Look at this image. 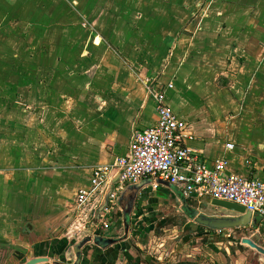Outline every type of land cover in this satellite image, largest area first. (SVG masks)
<instances>
[{
	"label": "crops",
	"instance_id": "0c3cea01",
	"mask_svg": "<svg viewBox=\"0 0 264 264\" xmlns=\"http://www.w3.org/2000/svg\"><path fill=\"white\" fill-rule=\"evenodd\" d=\"M80 7L85 13L111 9L99 27L92 14L81 22ZM83 23L88 30L81 29ZM13 40L38 41L31 49L41 64L25 66L24 112L9 114L3 120L7 125L0 123V264L50 256L58 247L55 240L67 241L61 254L67 258L76 242L95 232L92 216L103 215L115 180L105 192L93 185V170L128 154L134 128L157 121V91L169 107L171 95L191 104L199 93V107L181 112L170 107L189 122L194 135L189 144L210 162L225 159L228 172L264 182V0H0V45ZM140 40L157 43L152 44V75L144 79ZM45 56L52 57L47 64ZM128 60L136 75L125 69ZM209 105L216 106L228 129L230 140L221 150L214 149L199 123L209 118ZM239 144L244 149L235 154ZM80 190L95 194L79 205ZM183 197L155 182L146 187L129 238L106 250L89 245L86 252H94L87 256L90 264H99L113 248L119 252L116 264L137 256L139 263L141 256L142 263L150 264L147 245L140 241V203L146 224L153 225L176 208L172 216H181ZM194 204L213 212L202 209L201 201ZM117 212L110 215L114 224L104 236L123 233ZM257 217L253 233L259 238H248L264 247V217ZM103 222L98 216L97 226ZM246 249L234 261L228 249L227 254L205 251L214 264H244L246 258L247 264H257L258 252Z\"/></svg>",
	"mask_w": 264,
	"mask_h": 264
},
{
	"label": "built area",
	"instance_id": "2783aa9c",
	"mask_svg": "<svg viewBox=\"0 0 264 264\" xmlns=\"http://www.w3.org/2000/svg\"><path fill=\"white\" fill-rule=\"evenodd\" d=\"M157 121L147 127L133 130L129 152L113 165H103L93 170V185L109 190L115 180L113 192L102 213L92 216V225L98 216L104 218L102 227L108 229L113 209L116 208L120 192L132 183L145 178H159L175 184L183 193L201 201L211 196L240 204L253 215L264 217V182L259 178L242 177L227 171L225 159L210 162L202 150L191 146L194 135L189 122L177 115L164 101V94L155 92ZM233 144H228L232 148ZM95 193L80 190L76 201L83 205ZM95 232H93L94 234Z\"/></svg>",
	"mask_w": 264,
	"mask_h": 264
},
{
	"label": "rangeland",
	"instance_id": "374dc122",
	"mask_svg": "<svg viewBox=\"0 0 264 264\" xmlns=\"http://www.w3.org/2000/svg\"><path fill=\"white\" fill-rule=\"evenodd\" d=\"M157 1H163V0H157ZM166 1V0H165ZM71 2V0H70ZM85 4H87V0H85ZM108 7L111 5L107 4ZM105 6V5H104ZM104 8L102 7L103 11H94L92 10L88 12L81 9L80 7V13L79 15L81 22L83 18H89L91 14L93 16H96L97 24L99 27H101V24H103V19L105 15L110 14L111 8ZM79 11V10H78ZM90 15V16H89ZM140 18H142L140 14ZM85 23H83L81 26L82 28H86L89 26H85ZM91 29H94V31H99L98 27L97 30H95V26H90ZM97 33V32H96ZM98 34V33H97ZM100 41V39H99ZM38 41H33L32 43L27 40H13V41H3L0 45V123L7 125V121L3 122L4 119L11 118V115L14 113H20L24 112L25 105H24V95H25V88L24 83L27 81V73L25 72L26 68L25 66L32 63L33 65H40V58L36 55L35 51L32 50L37 48ZM31 44V45H30ZM152 44H157L156 42L148 41V40H140V49L144 50V55L141 57L143 59V62L140 61V65H142V72L144 73L143 76H141L142 79L146 77H150L152 75L149 65L152 64V50L154 47ZM107 48L111 50L110 46L108 44ZM39 46V45H38ZM33 47V49H31ZM43 47H46L44 45ZM56 47V46H52ZM114 47V46H113ZM107 49V50H108ZM116 49V48H114ZM106 54H109L108 52ZM30 55V56H29ZM34 55V56H33ZM55 57V56H54ZM52 57L45 56L43 59V64H47L49 61H51ZM103 58H105L103 56ZM109 58V57H108ZM55 59V58H54ZM104 60V59H103ZM129 65L123 64L127 72H130V74L136 75V67L131 63L129 60ZM122 63V62H121ZM135 68L136 71H133L131 68ZM162 67V66H161ZM162 70V69H161ZM138 72L140 73V70L138 69ZM39 72L35 76H39ZM156 75V74H155ZM154 75V76H155ZM158 79V76H155ZM154 77V78H155ZM140 78V76H139ZM21 102V103H19ZM170 107L175 112H181L183 109L188 108L194 109L196 107H199L203 102H201L199 93L196 95V100L193 103H188L187 100L181 101L177 97H174L171 95V98L168 100ZM208 113L209 118L203 121H200L199 123L202 125L204 123V127L206 128L207 132L210 134L209 138L212 143V145L215 147L216 150H221L225 146L226 142L230 139H227V132L228 129L226 127V122L222 114L217 110L216 106L209 105L208 106ZM3 127V126H2ZM232 131H234L233 128H231ZM242 135L244 136V139L248 143L246 136L242 132ZM231 139L233 137H230ZM236 139V138H235ZM233 139V140H235ZM231 140V141H233ZM237 143V142H236ZM240 149H244L242 145L239 144V146H236V150L234 153H239ZM177 208L172 211L173 214H177L176 211ZM212 214H229L224 211H218L215 210L211 212ZM172 213H168V215H162L158 219L155 220L153 225V230L148 233L147 235H143L144 238L140 237L144 240L145 245L147 247L145 248V253L149 254L151 258H149L150 264H185L186 262H189L190 264H201L200 262H206L210 259L207 257L208 253H206V248L210 249L211 251L215 252H224L227 254L226 249H228L229 254H231V258L233 261L237 259L236 254L239 252L244 253L243 249L247 248L246 250H250L251 248L248 244H242V248L240 250H235V252L232 250V246H240V241L238 239L240 238V235H243V237H249L254 236L257 237V235L253 233L255 230V225H248L245 227L235 228V229H229L230 231H223L225 232V236L220 235L219 238H216L217 236H209L204 235L203 238H199L196 234V230L194 227H190L192 224V221L190 217L182 210L180 211V214H183V218L181 216H172ZM110 217L109 215L107 218ZM113 221V219H110ZM168 220V223L166 221ZM190 224V225H187ZM193 225H195L193 223ZM234 230L238 233H233ZM230 232V233H229ZM222 234V233H221ZM221 237H225V239L221 240ZM259 238V237H257ZM187 239V240H185ZM237 239V240H236ZM213 245L221 247L220 250H214ZM197 247L196 251L198 249H201L200 253H196L194 248ZM238 248V247H237ZM194 250V252L192 251ZM209 252V251H207ZM218 252V253H219ZM86 254V253H85ZM84 254V255H85ZM89 255L84 256V258L81 261V264H84L86 261L88 264H90L91 260H87L86 257H91V250L88 252ZM188 256H191L196 261L190 262L187 261L190 259ZM240 256V255H239ZM259 261L257 264H264V255L260 252H258ZM23 257V256H22ZM21 259L16 260V264H20L27 256H24ZM31 257V256H30ZM57 257V256H56ZM65 262H70L71 260L61 259ZM72 260L71 262H73ZM242 263L241 260H237ZM210 264L212 261H209ZM248 262V261H247ZM246 264V263H244Z\"/></svg>",
	"mask_w": 264,
	"mask_h": 264
},
{
	"label": "water",
	"instance_id": "95a60500",
	"mask_svg": "<svg viewBox=\"0 0 264 264\" xmlns=\"http://www.w3.org/2000/svg\"><path fill=\"white\" fill-rule=\"evenodd\" d=\"M155 182L159 185H165L172 188L177 194H180L183 197L182 191L173 183L161 180L159 178L153 180L152 178H145L137 183L128 184L119 194L116 208L122 213V223L124 228V233L118 237H109L100 234H87L83 236L78 242L74 244L72 248L67 251V260H73L71 264H80L83 259L84 253L89 249V245H94L95 247L106 250L109 247L118 244L119 242L127 239L130 233L131 227V215L133 208L135 206L136 200L139 194L149 185ZM114 184L111 185V188L108 192L105 203L102 207V210L107 206L109 197L113 192ZM202 209L210 208L212 211L221 210L229 214H211L208 215L204 212H200L195 206H188L187 210L189 212L190 218L194 220L197 224L211 230L218 229H235L240 227H245L250 224H257L258 217L253 215L250 211H247L246 208L240 204L214 198L211 196H205L201 199ZM242 242L248 244L254 248L257 252H260L264 255V247L254 242L251 238L244 237ZM50 258L47 255L35 256L30 258L25 262V264H42L49 263ZM51 264H68L62 260H52Z\"/></svg>",
	"mask_w": 264,
	"mask_h": 264
},
{
	"label": "flooded vegetation",
	"instance_id": "af4514ba",
	"mask_svg": "<svg viewBox=\"0 0 264 264\" xmlns=\"http://www.w3.org/2000/svg\"><path fill=\"white\" fill-rule=\"evenodd\" d=\"M181 190V189H180ZM182 191V190H181ZM182 193H183V191H182ZM184 194V193H183ZM185 195V194H184ZM141 197H142V192L139 194V196H138V198H137V200H136V203H135V206H134V208H133V212H132V215H133V213H134V210L136 209V207H137V205H138V200H139V198L141 199ZM185 197H186V199L185 200H183V206H182V210L190 217V215H189V212H188V210H187V207H185V205H188V206H194V205H196V204H194V203H198V200H196V199H189L186 195H185ZM188 199L190 200V203L191 202H193L192 204H189V201H188ZM118 200V199H117ZM196 206H198V205H196ZM195 206V208H198V207H196ZM200 208V207H199ZM115 209H117V208H115ZM144 210H145V207L144 206H142L141 205V203H140V237H142V238H144V234H142L143 233V231L145 232V230H146V228H151L150 229V231H149V233L153 230L152 228H153V225H150L149 223L148 224H146V216L144 217ZM199 211H200V209H198ZM113 211H114V209H113ZM113 211H112V213H113ZM117 211H119V213L117 212V214L118 215H120L121 216V218H122V213H121V211L120 210H118L117 209ZM200 212H204V213H206V214H208L207 212H205V211H200ZM111 213V216L113 215ZM132 215H131V227H130V233L134 230V228H135V225H132ZM208 215H211V214H208ZM179 216V215H178ZM183 216V214H181V217ZM112 217H114V216H112ZM183 218V217H182ZM191 219V218H190ZM191 221H192V224L190 225V224H187V225H190V227H194L195 228V230H196V234H197V236L199 237V238H203V236L204 235H209V236H214V235H216L217 237L216 238H219V236L220 235H223V236H225L226 234H225V232H223V231H230L229 229H218V230H211V229H207V228H205V227H203V226H201V225H199V224H197L194 220H192L191 219ZM143 223L145 224V225H143ZM166 223H168V220L166 221ZM193 223L195 224V225H193ZM113 224H114V219H113V221H111L110 222V226H109V228L108 229H104L102 226H99V228L95 231V233H94V235H96V234H100V235H106L107 233H109V231L111 230V228H112V226H113ZM122 225H123V223H122ZM110 233H111V231H110ZM123 233H124V228H123ZM122 233V234H123ZM130 233H129V236H130ZM222 233V234H221ZM233 233H238V232H236V231H233ZM121 234V235H122ZM147 235V234H146ZM129 236L127 237V239L129 238ZM109 237H118V236H109ZM242 238H244L243 236H241L240 235V239L239 240H241L240 241V244L242 245V244H245V243H243L242 242ZM127 239H125L124 241H126ZM221 240H223V239H225V237H221L220 238ZM143 239H141L140 238V241H142ZM185 240H187V239H185ZM124 241H122V242H124ZM143 242H144V240H143ZM119 243H121V242H119ZM238 247V248H237ZM251 247V246H250ZM110 248V247H109ZM237 248V249H236ZM252 248V247H251ZM239 249H242V247H239L238 245L237 246H232V250L235 252V250H239ZM255 250V249H254ZM48 256V255H47ZM49 258H50V261H49V263H42V264H51V261L52 260H60V258L61 259H65L66 257L65 256H63V257H51V256H48ZM190 259H188L187 261H190V262H195L196 260L194 259V258H192L191 256H188ZM32 258V257H31ZM83 258H84V256H83ZM137 258L139 259V256H137ZM30 259V258H29ZM28 259V260H29ZM91 259V258H90ZM137 259V260H138ZM140 259H141V256H140ZM74 260V259H73ZM117 260V259H116ZM136 259H127V261H128V264H141L142 263V261H140V263L137 261ZM27 261V260H26ZM25 261V262H26ZM72 261V260H71ZM82 261V260H81ZM249 262V260H248V258H246V261H244V263H248ZM25 262L23 263V264H25ZM66 263H68V264H71V263H73V262H66ZM93 263H95L94 262V260H93ZM96 263H98V262H96ZM201 264H205V262H200ZM81 264V263H80ZM99 264H102V263H100L99 262ZM115 264H116V261H115ZM142 264H144V263H142ZM185 264H190L189 262H186ZM250 264H252V263H250Z\"/></svg>",
	"mask_w": 264,
	"mask_h": 264
},
{
	"label": "trees",
	"instance_id": "16d2710c",
	"mask_svg": "<svg viewBox=\"0 0 264 264\" xmlns=\"http://www.w3.org/2000/svg\"><path fill=\"white\" fill-rule=\"evenodd\" d=\"M150 229L151 228H146V230H145V233H144V235H146V234H148L149 233V231H150ZM54 242V244L56 245V246H58L57 247V249L55 250V248L52 250V251H50L49 253V255L51 256V257H63V255H61L62 254V252H64L65 251V249H66V246H67V241H65V240H61V241H58V240H55V241H53ZM60 252V254H58ZM86 253H88V252H86ZM94 253V252H93ZM93 253H92V255H93ZM118 250H117V248H113V249H111L108 253H107V255H106V257L105 258H103L102 259V261L100 262V263H102V264H115V261H116V259H117V257H118ZM87 255V254H86ZM91 255V256H92ZM98 255V254H97ZM93 257V256H92ZM95 257H96V255H95ZM86 259L87 260H89V258L88 257H86ZM95 259V258H94ZM138 261V260H137ZM140 261H141V259H140ZM146 261L147 262H149V259H146ZM150 263V262H149ZM84 264H88V262L86 261Z\"/></svg>",
	"mask_w": 264,
	"mask_h": 264
}]
</instances>
